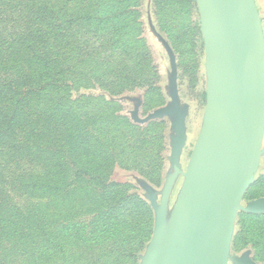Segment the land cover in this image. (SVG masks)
<instances>
[{
    "label": "trees",
    "instance_id": "obj_1",
    "mask_svg": "<svg viewBox=\"0 0 264 264\" xmlns=\"http://www.w3.org/2000/svg\"><path fill=\"white\" fill-rule=\"evenodd\" d=\"M176 1L154 3L160 8ZM138 7L139 0H0V264H15V258L20 264H66V251L74 248L91 264L90 242L97 241L88 235L114 226L99 215L120 209L134 215L146 206L138 196L115 192L109 181L111 144L89 128L108 120L105 104L88 111L61 101L63 92L96 83L111 95L132 86L153 90ZM131 52L135 58L128 60ZM48 91L56 101L36 104ZM255 185L264 186V174ZM102 199L106 211L97 209L91 228L81 229L80 211L97 208ZM143 214V239L116 247L123 251L116 260L137 259L150 231ZM236 223L232 247H247L254 260H263L264 212H239ZM64 236L76 239L66 248Z\"/></svg>",
    "mask_w": 264,
    "mask_h": 264
},
{
    "label": "rangeland",
    "instance_id": "obj_2",
    "mask_svg": "<svg viewBox=\"0 0 264 264\" xmlns=\"http://www.w3.org/2000/svg\"><path fill=\"white\" fill-rule=\"evenodd\" d=\"M254 1L264 38V0ZM138 10L140 38L148 51L153 69L150 72L152 80H155L151 85L153 90L149 91L150 86H132L111 95L96 83L71 89L67 95L60 93L64 96L62 104L79 110L92 111L93 107L95 109L105 104L108 120L104 117L105 122L94 123L89 128L97 138L108 139L111 144L108 155L113 158V167L109 181L116 184L115 192L124 191L127 195L138 196L146 204L144 208L135 209L134 215L128 214L126 209H120L114 214L108 211L109 213H105L106 217L99 215L101 219L107 220L106 223L114 226L105 227L95 237L88 235L90 239L95 238L97 241L90 242L91 256L94 259L91 264H154L183 180L181 174H176L172 161V147L177 143L178 112L182 116L185 132V141L177 157V164L182 172L187 168L204 115L207 70L196 0H177L163 4L160 8H156L154 0H139ZM74 29L79 36H83L85 29L80 26ZM129 56L130 60L135 58L133 52L125 58L129 60ZM55 98L56 93L48 91L35 102L51 106L56 101ZM135 127L142 131L131 133ZM263 157L264 136L255 178L264 174ZM143 170L146 172L143 173ZM149 177L158 182L150 181ZM253 183L254 181L243 195L242 206L264 197V186H252ZM82 188L84 189L83 185ZM13 198L22 202L21 196L14 195ZM96 202L97 208L83 209L77 216L81 229L91 228L90 221L97 209L106 211V200ZM143 211L149 219L150 231L137 259L132 260L126 256L116 260L123 252L116 247L134 244V240L140 236L143 239L146 219ZM239 212L244 211L239 210L237 215ZM236 228L235 220L232 239ZM75 239L64 236L61 242L67 248L69 241ZM232 239L230 254L249 249L245 247L235 250ZM66 252L67 259L70 260L66 264H85V255L78 253L75 248L67 249ZM12 260L15 264L23 262L16 258ZM254 263L264 264V259L254 260Z\"/></svg>",
    "mask_w": 264,
    "mask_h": 264
},
{
    "label": "water",
    "instance_id": "obj_3",
    "mask_svg": "<svg viewBox=\"0 0 264 264\" xmlns=\"http://www.w3.org/2000/svg\"><path fill=\"white\" fill-rule=\"evenodd\" d=\"M206 57L205 107L187 168L180 112L172 147L183 177L154 264H227L239 210L263 212L264 197L241 205L262 154L264 38L254 0H196Z\"/></svg>",
    "mask_w": 264,
    "mask_h": 264
},
{
    "label": "crops",
    "instance_id": "obj_4",
    "mask_svg": "<svg viewBox=\"0 0 264 264\" xmlns=\"http://www.w3.org/2000/svg\"><path fill=\"white\" fill-rule=\"evenodd\" d=\"M230 255L232 259H230L227 264H256L254 263V259L252 258V251L250 249H248L247 251L241 250L233 255Z\"/></svg>",
    "mask_w": 264,
    "mask_h": 264
}]
</instances>
